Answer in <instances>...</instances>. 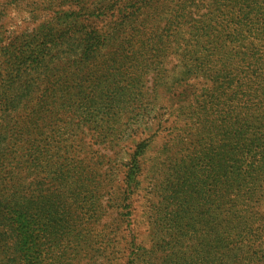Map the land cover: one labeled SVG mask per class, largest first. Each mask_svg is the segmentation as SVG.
Returning a JSON list of instances; mask_svg holds the SVG:
<instances>
[{
    "label": "rangeland",
    "instance_id": "374dc122",
    "mask_svg": "<svg viewBox=\"0 0 264 264\" xmlns=\"http://www.w3.org/2000/svg\"><path fill=\"white\" fill-rule=\"evenodd\" d=\"M0 189V264H264V0H0Z\"/></svg>",
    "mask_w": 264,
    "mask_h": 264
},
{
    "label": "trees",
    "instance_id": "16d2710c",
    "mask_svg": "<svg viewBox=\"0 0 264 264\" xmlns=\"http://www.w3.org/2000/svg\"><path fill=\"white\" fill-rule=\"evenodd\" d=\"M24 93L23 91H18L17 94H14V96L19 97L22 96ZM13 105H8L7 108L4 110L5 112H7ZM7 113L5 114L6 117ZM10 189H7L6 191L0 189V224H2V227L0 228H5L7 230H10L11 227V223L9 221H7L4 216L1 215V210L5 211L6 207L9 205V203L12 202V200H14V193L9 191ZM17 252V247L14 249V252ZM18 254V252H17ZM13 259V258H12ZM12 259L9 257H6L4 259V264H14L12 263Z\"/></svg>",
    "mask_w": 264,
    "mask_h": 264
}]
</instances>
